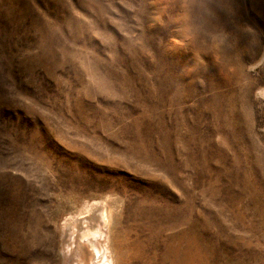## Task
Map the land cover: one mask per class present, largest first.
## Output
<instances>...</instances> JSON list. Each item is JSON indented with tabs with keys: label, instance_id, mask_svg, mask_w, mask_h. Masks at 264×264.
<instances>
[{
	"label": "rangeland",
	"instance_id": "1",
	"mask_svg": "<svg viewBox=\"0 0 264 264\" xmlns=\"http://www.w3.org/2000/svg\"><path fill=\"white\" fill-rule=\"evenodd\" d=\"M102 210L114 264H264V0H0V264Z\"/></svg>",
	"mask_w": 264,
	"mask_h": 264
},
{
	"label": "bare ground",
	"instance_id": "2",
	"mask_svg": "<svg viewBox=\"0 0 264 264\" xmlns=\"http://www.w3.org/2000/svg\"><path fill=\"white\" fill-rule=\"evenodd\" d=\"M99 216V219L94 214L85 217H74L72 219L74 224L66 225L65 227L67 231V240L65 242L68 248L65 249L69 250L68 253L71 254L72 258L70 257L69 259L76 262V264H87L86 256L89 252L86 246L92 251L91 264L115 263L110 238V216L106 210L100 211ZM72 243L74 244L73 248Z\"/></svg>",
	"mask_w": 264,
	"mask_h": 264
}]
</instances>
